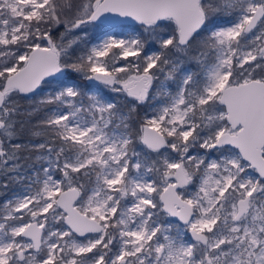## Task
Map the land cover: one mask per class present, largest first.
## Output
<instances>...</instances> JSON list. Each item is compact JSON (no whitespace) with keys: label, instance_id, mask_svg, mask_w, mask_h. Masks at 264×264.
<instances>
[{"label":"snow or ice","instance_id":"obj_1","mask_svg":"<svg viewBox=\"0 0 264 264\" xmlns=\"http://www.w3.org/2000/svg\"><path fill=\"white\" fill-rule=\"evenodd\" d=\"M0 264H264V0H0Z\"/></svg>","mask_w":264,"mask_h":264},{"label":"rangeland","instance_id":"obj_2","mask_svg":"<svg viewBox=\"0 0 264 264\" xmlns=\"http://www.w3.org/2000/svg\"><path fill=\"white\" fill-rule=\"evenodd\" d=\"M133 26H135L136 28H138V26H136L135 24H133V23H129V27L131 28V27H133ZM46 91V90H45Z\"/></svg>","mask_w":264,"mask_h":264},{"label":"water","instance_id":"obj_3","mask_svg":"<svg viewBox=\"0 0 264 264\" xmlns=\"http://www.w3.org/2000/svg\"><path fill=\"white\" fill-rule=\"evenodd\" d=\"M130 23H133V24H135V22H130Z\"/></svg>","mask_w":264,"mask_h":264},{"label":"trees","instance_id":"obj_4","mask_svg":"<svg viewBox=\"0 0 264 264\" xmlns=\"http://www.w3.org/2000/svg\"><path fill=\"white\" fill-rule=\"evenodd\" d=\"M136 26H138V27H139V25H136ZM25 106H27V105H25Z\"/></svg>","mask_w":264,"mask_h":264}]
</instances>
